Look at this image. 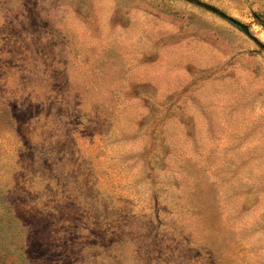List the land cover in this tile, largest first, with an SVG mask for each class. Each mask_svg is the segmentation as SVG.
I'll list each match as a JSON object with an SVG mask.
<instances>
[{"label":"rangeland","instance_id":"374dc122","mask_svg":"<svg viewBox=\"0 0 264 264\" xmlns=\"http://www.w3.org/2000/svg\"><path fill=\"white\" fill-rule=\"evenodd\" d=\"M0 264H264V0H0Z\"/></svg>","mask_w":264,"mask_h":264},{"label":"water","instance_id":"95a60500","mask_svg":"<svg viewBox=\"0 0 264 264\" xmlns=\"http://www.w3.org/2000/svg\"><path fill=\"white\" fill-rule=\"evenodd\" d=\"M228 21H229L230 23H232L233 25L239 27L240 29L245 30V29L247 28L245 25L239 23L238 21H236V20H234V19H231V18H230V19H228Z\"/></svg>","mask_w":264,"mask_h":264}]
</instances>
